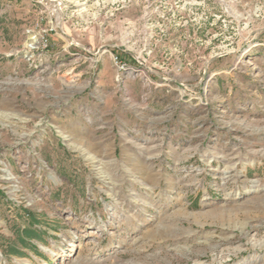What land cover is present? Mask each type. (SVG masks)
I'll return each mask as SVG.
<instances>
[{
    "label": "rangeland",
    "instance_id": "374dc122",
    "mask_svg": "<svg viewBox=\"0 0 264 264\" xmlns=\"http://www.w3.org/2000/svg\"><path fill=\"white\" fill-rule=\"evenodd\" d=\"M0 264H264V0H0Z\"/></svg>",
    "mask_w": 264,
    "mask_h": 264
},
{
    "label": "bare ground",
    "instance_id": "6f19581e",
    "mask_svg": "<svg viewBox=\"0 0 264 264\" xmlns=\"http://www.w3.org/2000/svg\"><path fill=\"white\" fill-rule=\"evenodd\" d=\"M33 45H34V42L30 43L28 47L33 48Z\"/></svg>",
    "mask_w": 264,
    "mask_h": 264
},
{
    "label": "water",
    "instance_id": "95a60500",
    "mask_svg": "<svg viewBox=\"0 0 264 264\" xmlns=\"http://www.w3.org/2000/svg\"><path fill=\"white\" fill-rule=\"evenodd\" d=\"M43 1H49V0H43Z\"/></svg>",
    "mask_w": 264,
    "mask_h": 264
}]
</instances>
